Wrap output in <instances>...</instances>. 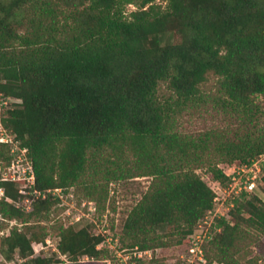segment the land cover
<instances>
[{"label": "trees", "instance_id": "obj_1", "mask_svg": "<svg viewBox=\"0 0 264 264\" xmlns=\"http://www.w3.org/2000/svg\"><path fill=\"white\" fill-rule=\"evenodd\" d=\"M158 1L0 0V99L21 100L3 108L0 121L26 149L34 188L45 195H32L26 210L15 205V183L0 181V214L22 226L0 239L6 257L51 262L31 257V242L47 237L42 222L59 200L48 189L81 188L96 213L110 181L137 176L152 180L127 212L122 246L148 250L174 235L181 243L214 205L192 162L209 161L210 176L226 186L218 162L203 156L218 151L231 164L264 155V128L253 133L248 126L264 113V0ZM127 5L135 9L126 13ZM209 75L218 83L210 95L201 89ZM163 83L166 96L159 94ZM207 102L244 129L239 125L231 139L228 131L174 130L177 117ZM104 151L108 164L89 177L90 157ZM12 155L0 143L6 166ZM260 182L264 188V174ZM229 214L215 219L220 230L203 244L204 264H264V202L240 195ZM56 235L68 264L109 256L97 247L103 236L85 227L59 225Z\"/></svg>", "mask_w": 264, "mask_h": 264}, {"label": "rangeland", "instance_id": "obj_2", "mask_svg": "<svg viewBox=\"0 0 264 264\" xmlns=\"http://www.w3.org/2000/svg\"><path fill=\"white\" fill-rule=\"evenodd\" d=\"M158 3L164 5V1L162 0L158 1ZM133 9H135L134 5H127L125 10L126 13H129V11ZM217 84V78L214 75H209L207 81L202 84L201 89L210 95L216 92ZM159 94L165 96L170 94V91L167 89L164 83L160 85ZM258 102L261 109L264 110V97L261 96L258 99ZM260 116L261 118L258 120V122H256V125H253L252 122L248 123L250 132L257 133L259 132V128H264V113ZM239 125L240 121L235 116L231 115L230 112L223 111L221 108L213 105L211 102H207L202 105L200 104L195 109H189L180 117H177L174 130L193 134L209 132L212 130L228 131V137L231 139L233 137L232 132ZM241 127L243 128V126ZM17 145L18 143H13L12 145L9 144L10 153H13L12 151H14L10 162L18 157L23 158V155H21L19 152ZM210 152L211 153L208 155L203 156V158H208L210 162H218V164L224 163L222 160H220L218 151L216 152L211 150ZM107 157V151L96 154L95 157H90L89 163L91 164L89 171L91 174L89 177L94 176L92 175L94 174V170H98L99 167L108 164L105 160ZM129 161L131 162V160ZM208 163L209 161L206 160L203 162L198 160L197 162H192V166L195 167V172L205 182L209 183V172L207 168ZM0 166L2 168L6 167V161L3 159L0 160ZM96 174V176L99 178L98 180L100 181L102 176L101 171L99 170ZM151 180L152 176H137L110 181L108 184V197L105 201L104 209L96 213L92 211L88 212L86 207L82 205V202L87 201L88 198L83 195L81 188H77L76 186L62 188L64 198L56 202L49 214L48 219L42 222V224L47 227V237L50 238L53 244H57L59 238L56 233L59 225H63L65 227L72 226L75 229L85 227L94 235H102L103 240L100 244H98V247H100L103 243L102 246L108 249L109 256L106 259L99 261L88 258L87 256H82L79 259L80 263L82 264H190V262H187V259L192 258V255L189 251L190 243L188 237L178 244L174 242V240L178 238L177 235L172 236V239L166 237L164 238V240L167 242L166 245L148 249L149 252L147 254H143L142 258H137L135 256L137 247L127 248L122 246L121 242L119 241L122 224L127 212L141 198L142 194L147 190ZM260 185L261 182L257 184V187L254 188L253 191L264 202V188H262ZM219 197L220 201L217 203V214L220 216L222 213L227 212V209H229L228 211L232 209L233 206L230 204L233 202V200L232 196H229L228 192L226 194H220ZM223 199L227 200L225 202H221ZM19 204L23 207L26 206V204L21 201ZM214 215L216 214L213 213L212 215H209L207 218H205V222H198L199 224H197L194 228L193 232L196 231V234L201 233L200 236L203 240L205 239L203 238V234H205L207 231L214 230L213 224L216 223V220H214ZM76 216L80 217L78 221L75 220ZM3 217L4 216H1L0 214V239L9 233V230L13 226L22 228L19 221L15 219L10 220ZM157 231L160 232V234L163 232L161 228ZM42 255L51 259L49 264H66L68 261L67 255L62 254V256L59 258L58 253L54 252L52 247H49L44 252H42ZM23 262L24 259L19 257L17 252L13 253L9 257H6L0 251V264H21Z\"/></svg>", "mask_w": 264, "mask_h": 264}, {"label": "built area", "instance_id": "obj_3", "mask_svg": "<svg viewBox=\"0 0 264 264\" xmlns=\"http://www.w3.org/2000/svg\"><path fill=\"white\" fill-rule=\"evenodd\" d=\"M21 100L16 97H8L5 99H0V113L3 108H14L15 104L20 103ZM0 143H7V144H13L18 143L14 139V135L10 134L6 131V129L3 127L1 121H0ZM18 146V145H17ZM18 150L23 155V158L18 157L15 160L13 159L6 167L2 168L0 166V181H9L14 182L15 187L17 188L19 198L15 202V205L17 207H23L19 204V202H23L26 204L25 208L28 210L31 205V196L34 195L39 196L42 195L45 196L40 191L36 190L34 188L35 184V178H34V172L33 167L30 159L27 157L26 149L20 148L18 146ZM14 154V151H12ZM18 155V154H17ZM218 167L222 169L224 175L227 177V184L226 186H223L218 180L213 179L210 174L208 176V186L212 189L214 192V205L211 210L207 212L205 217L200 220L204 221L205 218H207L209 215H212L213 213L214 218H220V217H229V209H227V212L222 213L220 216L217 214V203L220 201V194H226L228 192L229 196H232V200L235 197H238L240 195H250L254 193V188L257 187V184L261 181V177L264 174V155L258 156V158L253 159L249 163L244 162H234L231 164H225L221 163L218 164ZM49 192L52 193V195L56 196L59 200H62L64 198L63 189L62 188H54V189H48ZM3 195V188L0 187V196ZM33 197V196H32ZM227 200V199H226ZM225 199L221 202H225ZM82 205L86 207L87 211L94 212V207L92 205H87V202H82ZM233 206V202L230 204ZM218 216V217H216ZM76 218V219H75ZM75 220H79L80 217H75ZM2 219V217H1ZM214 219V220H215ZM199 221V222H200ZM205 222V221H204ZM199 224V223H198ZM212 231H207L205 234H203L204 240L201 238V233L196 234V231L193 232L189 236V251L192 255L191 259H187V262H190V264H204L205 258H204V251H203V244L204 241L209 239L213 232L219 231L220 228L216 226V223L213 224ZM103 245V243H102ZM101 245V246H102ZM100 246V247H101ZM49 247H52V250L56 253H58V257L62 256V253L57 248V244H53L49 237L45 238L44 241H32L31 242V248L33 251V254L31 257L36 255H42V252H44ZM98 247V246H97ZM149 250H137L135 253V256L137 258H142L143 254H147ZM65 255V254H63ZM69 260L66 264H68ZM183 264V263H181Z\"/></svg>", "mask_w": 264, "mask_h": 264}]
</instances>
